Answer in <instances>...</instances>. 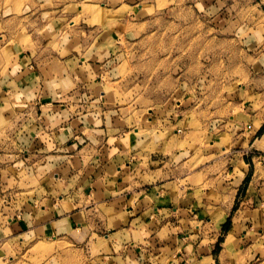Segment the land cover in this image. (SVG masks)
<instances>
[{
	"label": "clouds",
	"instance_id": "obj_1",
	"mask_svg": "<svg viewBox=\"0 0 264 264\" xmlns=\"http://www.w3.org/2000/svg\"><path fill=\"white\" fill-rule=\"evenodd\" d=\"M262 130L264 0H0V264H264Z\"/></svg>",
	"mask_w": 264,
	"mask_h": 264
},
{
	"label": "crops",
	"instance_id": "obj_2",
	"mask_svg": "<svg viewBox=\"0 0 264 264\" xmlns=\"http://www.w3.org/2000/svg\"><path fill=\"white\" fill-rule=\"evenodd\" d=\"M262 133H264V130H262ZM249 163H251V161L249 160ZM253 174H254V168H253ZM121 183H123V180L121 179L120 181ZM252 182V175L249 176V179L248 181L246 182L245 184V187L242 189V192H243V197L246 198L247 196V191H248V187L250 186ZM149 191L151 192V189H149ZM259 199H257L256 201V206L258 207L259 206ZM243 203V198L233 207V211H232V214H231V218L230 219H227L226 222H224L223 224V229H224V239L220 241V243L218 244L219 246V253L222 252L223 250V245L226 243V238H227V235L233 230V227H234V219H235V216L237 214V212L239 211L240 209V204ZM161 207H164V206H170L168 204V198L165 197L162 201H161V204H160ZM201 218H203V211H201V213H199V215H201ZM131 226V225H129ZM251 225L249 224V227ZM252 243H254V241H249V247L252 246Z\"/></svg>",
	"mask_w": 264,
	"mask_h": 264
},
{
	"label": "rangeland",
	"instance_id": "obj_3",
	"mask_svg": "<svg viewBox=\"0 0 264 264\" xmlns=\"http://www.w3.org/2000/svg\"><path fill=\"white\" fill-rule=\"evenodd\" d=\"M203 215H204V214H203ZM200 216H202V214H201ZM218 250H219V246L217 245V249H216V255H217V256H219V254H220Z\"/></svg>",
	"mask_w": 264,
	"mask_h": 264
}]
</instances>
